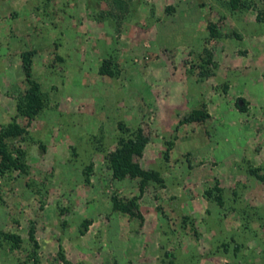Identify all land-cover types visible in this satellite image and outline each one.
I'll use <instances>...</instances> for the list:
<instances>
[{"label":"rangeland","instance_id":"374dc122","mask_svg":"<svg viewBox=\"0 0 264 264\" xmlns=\"http://www.w3.org/2000/svg\"><path fill=\"white\" fill-rule=\"evenodd\" d=\"M123 1L0 0V128L24 127L26 166L0 172V264H264V0ZM26 50L43 93L28 124ZM201 106L204 122L178 123ZM136 127L148 141L134 161L163 181L142 191L107 161ZM113 195L137 197L141 218Z\"/></svg>","mask_w":264,"mask_h":264},{"label":"trees","instance_id":"16d2710c","mask_svg":"<svg viewBox=\"0 0 264 264\" xmlns=\"http://www.w3.org/2000/svg\"><path fill=\"white\" fill-rule=\"evenodd\" d=\"M111 3L122 12L124 10L125 3L123 0H111ZM227 5L230 10H244L251 6L250 0H227ZM258 19L264 21V17H258ZM207 38L206 40L216 39L219 35L217 26L212 21L206 23ZM204 57L201 59V63L198 65L197 74L199 76L205 75L208 69H204L211 62V54L208 49L203 48ZM32 50H26L20 52L21 69L27 88L16 104L17 114L23 118L26 123L30 122L35 115H37L43 107V93L40 90L39 83L32 77ZM98 73L101 75L113 76L116 74V70L112 66L110 59H103L101 65L98 67ZM241 98L237 99L236 106L240 111L244 110V106L240 104ZM208 117V113L205 111L204 106L199 108H192L186 112L183 117L178 121L179 124H192L202 123ZM13 122L0 128V172L6 170L17 169L20 172L25 171V152L22 148L16 146L13 142L14 138H21L25 133L24 127L20 126L14 119ZM12 141V142H11ZM148 141V137L144 134L141 127H136L126 137H120L117 141V145L113 151L107 154V161L111 169L112 177L114 179L138 178L139 191H142L145 184L151 180L161 185L163 183L162 178L156 171L149 170L144 171L139 169L134 158L139 157ZM256 174V169H251ZM258 176V175H257ZM262 180L264 177H260ZM84 180H88L87 173L84 172ZM136 198L119 199L116 195L111 197V206L113 211H117L125 214L128 218H141L138 207L136 204ZM88 225L87 221H83L81 224L80 232L83 233ZM4 238L9 241L10 248H18L21 242L19 235L15 233H3ZM35 244V243H34Z\"/></svg>","mask_w":264,"mask_h":264},{"label":"crops","instance_id":"0c3cea01","mask_svg":"<svg viewBox=\"0 0 264 264\" xmlns=\"http://www.w3.org/2000/svg\"><path fill=\"white\" fill-rule=\"evenodd\" d=\"M241 99H242V98H241ZM243 99H244V98H243ZM243 99H242V100H243Z\"/></svg>","mask_w":264,"mask_h":264}]
</instances>
